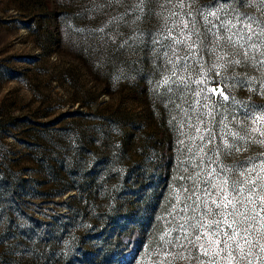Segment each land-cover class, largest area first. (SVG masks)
Wrapping results in <instances>:
<instances>
[{
	"label": "rangeland",
	"instance_id": "1",
	"mask_svg": "<svg viewBox=\"0 0 264 264\" xmlns=\"http://www.w3.org/2000/svg\"><path fill=\"white\" fill-rule=\"evenodd\" d=\"M138 4L0 0V264H200L160 240L189 190L264 162V56L169 47L182 22L264 20V2ZM262 232L250 264H264Z\"/></svg>",
	"mask_w": 264,
	"mask_h": 264
},
{
	"label": "snow or ice",
	"instance_id": "2",
	"mask_svg": "<svg viewBox=\"0 0 264 264\" xmlns=\"http://www.w3.org/2000/svg\"><path fill=\"white\" fill-rule=\"evenodd\" d=\"M142 3L143 0H139V4ZM197 11L198 14L204 15ZM211 16H216V13H208L205 18ZM217 20L218 25L209 21L203 31L195 28V21H191L193 25L191 28L188 23L182 22L180 26L184 29L185 35L170 41L169 47L173 50V55L178 56L175 48L181 46L187 49L184 53L187 57L198 46L212 43L213 51L221 47L229 50L226 53L227 61L232 64L255 61L256 52L264 56V51H260V48H264V20H257L247 13L233 16L232 19L217 16ZM214 28L216 31H213ZM217 32L220 35H217ZM209 35L212 37L211 41ZM237 56L241 59H234ZM224 59L225 56L217 57L218 62ZM260 63L264 64V60ZM224 99L228 97L225 96ZM261 122H264V116L253 117L254 124L259 125ZM199 131L197 127L196 132ZM208 131L211 133V129ZM253 131L260 130L257 127ZM237 137L238 134H233L234 140ZM199 139L203 141L204 137L200 136ZM211 142L210 136L208 143ZM223 147L227 153L239 151L234 143ZM208 160L212 162L213 157L209 155ZM241 167L240 172L221 169L220 173H212L219 183L205 179L203 187L193 184L183 208L178 213L182 219L174 216V221H177L175 227L160 237L166 245L162 248L166 258L173 252L181 259L190 258L195 252V258L200 264L205 262L206 264H242V262L250 264L253 248L259 243L254 233L257 232L260 221L264 220V176L258 171L264 169V162L257 164L250 159L247 165ZM172 232H175L174 236H171ZM261 235L264 236V232ZM261 251L264 252V247H261ZM183 252H188V257H183L181 255ZM165 264H168L167 259Z\"/></svg>",
	"mask_w": 264,
	"mask_h": 264
}]
</instances>
